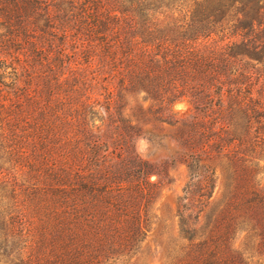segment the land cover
Wrapping results in <instances>:
<instances>
[{
	"label": "trees",
	"instance_id": "obj_1",
	"mask_svg": "<svg viewBox=\"0 0 264 264\" xmlns=\"http://www.w3.org/2000/svg\"><path fill=\"white\" fill-rule=\"evenodd\" d=\"M163 125L189 172L168 262L263 264L264 0H0V264L131 263Z\"/></svg>",
	"mask_w": 264,
	"mask_h": 264
},
{
	"label": "rangeland",
	"instance_id": "obj_2",
	"mask_svg": "<svg viewBox=\"0 0 264 264\" xmlns=\"http://www.w3.org/2000/svg\"><path fill=\"white\" fill-rule=\"evenodd\" d=\"M43 75L44 69H40L33 80V84H31L32 90L42 86L43 79L41 77ZM21 84L24 85L23 81ZM139 100L142 102L141 97H139ZM147 104L148 102H144L145 106ZM176 109L180 111V115H184L189 111V106L186 102H179L176 104ZM162 127L164 130L156 131V136L152 141H148L145 137L138 141L140 154L155 164L161 173V175L152 174L151 180L158 181L162 178L163 181L159 195L153 205V223L143 243L142 251L129 264H171L166 258V244L164 241L177 237V201L182 194V188L188 180L189 172L187 166L180 159L174 162L171 161L172 155H175L174 152L176 150V142L172 139V136L175 135V128L168 125H163ZM146 128L152 129V126L148 125ZM217 175L218 179L214 196L220 197L227 179L224 175V170L220 167H218Z\"/></svg>",
	"mask_w": 264,
	"mask_h": 264
}]
</instances>
